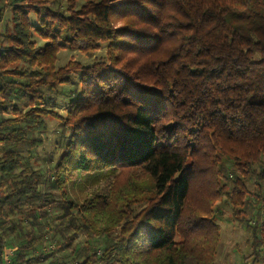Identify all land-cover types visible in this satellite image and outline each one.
I'll return each mask as SVG.
<instances>
[{"label":"trees","instance_id":"obj_1","mask_svg":"<svg viewBox=\"0 0 264 264\" xmlns=\"http://www.w3.org/2000/svg\"><path fill=\"white\" fill-rule=\"evenodd\" d=\"M7 7L0 264H215L223 204L241 222L264 206V0H0V22ZM65 48L104 52L56 67ZM48 118L42 170L24 148ZM255 216L245 264H264Z\"/></svg>","mask_w":264,"mask_h":264},{"label":"rangeland","instance_id":"obj_2","mask_svg":"<svg viewBox=\"0 0 264 264\" xmlns=\"http://www.w3.org/2000/svg\"><path fill=\"white\" fill-rule=\"evenodd\" d=\"M12 31V23L10 21V9L7 7L3 11L2 20L0 22V33H9ZM36 41L42 45L43 41L35 36ZM104 49L101 48L94 51L92 54H84L76 49L65 48L58 52L56 67L65 64L69 59H75L83 64H89L94 61L99 55L103 54ZM58 106L54 109L60 113H65L66 103L62 99H57ZM6 115V114H4ZM9 115V114H8ZM48 124V129L44 132L34 133L33 135L42 141V145L31 147L26 145L24 149L30 150L31 157L30 163L33 165L41 167L42 170L45 169L46 163L45 157L51 149V141L56 136L53 132L55 130L57 121L54 119H46ZM24 151V156L28 154ZM82 181V179H80ZM45 182V181H44ZM248 186L252 188V183L248 182ZM40 189L44 190H54L50 183L40 184ZM94 187H89L87 193L93 190ZM74 195L79 194L78 188L75 186L72 191ZM225 213L217 217V222L219 223L220 229V241L217 247L215 255V264H245L244 258L247 257L246 263L250 261L248 255L251 252V242L253 238V230L251 227L245 226L246 223L253 225L256 216L259 214V222L264 223V206H260L258 209L256 206L248 205L245 207V213L241 221H235L232 219L230 206L223 204Z\"/></svg>","mask_w":264,"mask_h":264},{"label":"built area","instance_id":"obj_3","mask_svg":"<svg viewBox=\"0 0 264 264\" xmlns=\"http://www.w3.org/2000/svg\"><path fill=\"white\" fill-rule=\"evenodd\" d=\"M9 255H10V253H8V254L5 255L6 263L9 262Z\"/></svg>","mask_w":264,"mask_h":264}]
</instances>
